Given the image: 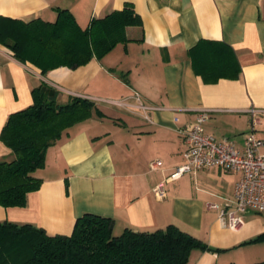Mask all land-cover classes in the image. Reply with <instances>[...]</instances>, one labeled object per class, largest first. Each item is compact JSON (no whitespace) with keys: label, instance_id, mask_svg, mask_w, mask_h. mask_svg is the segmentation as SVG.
<instances>
[{"label":"crops","instance_id":"crops-1","mask_svg":"<svg viewBox=\"0 0 264 264\" xmlns=\"http://www.w3.org/2000/svg\"><path fill=\"white\" fill-rule=\"evenodd\" d=\"M126 4L143 27H129L127 43L77 69L43 75L4 44L15 34L10 21L55 23L59 11L68 10L87 29ZM201 41L229 46L239 77L206 83L194 66L226 60L208 58ZM43 83L59 90L60 104L79 97L94 101L97 110L48 150L46 166L35 174L41 189L23 208L0 206V222L31 224L49 235H71L88 213L113 219L116 236L175 225L215 250H193L188 264L264 261V241H254L264 235L263 212L245 213L244 226L234 232L209 207H226L239 173L212 168L167 181L186 162L181 132L200 111L210 112L207 133L239 148L251 130L249 110L264 111V0H0V137L10 115L32 106V91ZM257 136L264 141V113ZM14 159L0 138V161Z\"/></svg>","mask_w":264,"mask_h":264},{"label":"trees","instance_id":"trees-1","mask_svg":"<svg viewBox=\"0 0 264 264\" xmlns=\"http://www.w3.org/2000/svg\"><path fill=\"white\" fill-rule=\"evenodd\" d=\"M10 22L14 28L10 32L15 34L5 46L43 75L101 60L118 44L129 41V27H143L132 4L94 19L87 29L68 10H60L55 23L40 19ZM199 46L205 47L208 58L217 61L224 55L226 60L194 66L206 83L239 77L240 66L229 46L214 41H201ZM32 96L33 105L11 114L1 132V141L15 154L13 161H0V206L4 208L27 205L29 194L42 187V179L35 174L46 166L48 150L97 110L94 101L79 97L60 104L59 90L47 83L35 88ZM254 241H264V235ZM195 249L215 251L175 225L153 232L126 229L116 236L113 219L89 213L77 219L71 235H49L31 224L0 222V264H188Z\"/></svg>","mask_w":264,"mask_h":264},{"label":"built area","instance_id":"built-area-1","mask_svg":"<svg viewBox=\"0 0 264 264\" xmlns=\"http://www.w3.org/2000/svg\"><path fill=\"white\" fill-rule=\"evenodd\" d=\"M135 98L140 101V94ZM143 111L149 107L139 105ZM264 111L250 109L252 117L251 130L245 137L243 148H239L229 139L218 140L205 130V124L210 120L209 111H200L196 122L182 130L185 139V164L177 167L167 181H176L184 175L200 170L220 168L226 172L239 173L240 179L235 185L233 198L227 201L226 207L209 205L220 211L221 225L231 231L238 232L243 226V215L250 210L264 213V141L257 136V126L260 115ZM147 119L149 117L146 116ZM159 162L152 164L157 169ZM157 194L163 195V184L159 186Z\"/></svg>","mask_w":264,"mask_h":264},{"label":"rangeland","instance_id":"rangeland-1","mask_svg":"<svg viewBox=\"0 0 264 264\" xmlns=\"http://www.w3.org/2000/svg\"><path fill=\"white\" fill-rule=\"evenodd\" d=\"M187 177V176H186Z\"/></svg>","mask_w":264,"mask_h":264}]
</instances>
